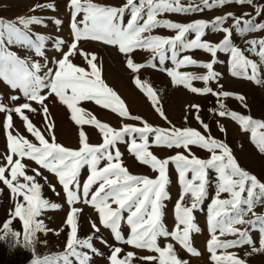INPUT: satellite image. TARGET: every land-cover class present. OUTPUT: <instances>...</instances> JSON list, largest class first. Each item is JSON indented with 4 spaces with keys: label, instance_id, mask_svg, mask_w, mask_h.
Listing matches in <instances>:
<instances>
[{
    "label": "snow or ice",
    "instance_id": "6c2138e0",
    "mask_svg": "<svg viewBox=\"0 0 264 264\" xmlns=\"http://www.w3.org/2000/svg\"><path fill=\"white\" fill-rule=\"evenodd\" d=\"M231 3L252 4L253 0H204L203 6L197 7H184L180 4V0H138V2L137 0H126L121 7L102 6L93 3L92 0H70L71 29L74 33V41L69 45L68 52L56 61L55 68L49 69L47 81L37 75L41 69L39 63L29 66L24 59L5 47L6 36L8 43L35 48L36 53L43 56V42L46 37L39 35L33 39L29 31L22 30L14 23L5 24L0 21V78L13 88L22 89L28 101L41 105L49 132L54 128V124L45 101L47 95L54 94L70 109L71 119L76 125H92L102 134V143L92 145L88 142L87 134L80 130L78 134L81 146L78 149H71L57 143L54 134L50 143L24 114V110L36 112V109L31 107V103L25 102L20 106L8 108L0 102V112L7 113L6 128L9 129L7 132L9 148V153L6 155L7 166H0V182L10 190L11 197L16 201L14 211L10 213L11 218L3 224L4 233L0 234V240L12 237L19 242L22 236L26 247H34L37 234L48 231L43 220L40 219L42 213L46 210H58L62 206L42 196V185L37 177H42L47 182V177H43L39 170L43 168L57 177L58 183L66 193V202L69 205H75L81 200L82 187L83 203L95 209L100 226L110 229L116 241L138 249H148L157 254L141 257V259L150 261L152 264H187V261L179 258L172 243L161 247L158 244V238L171 237L192 255H199L198 250L191 243V234L200 230L194 223L193 213L207 197L209 171L212 170L216 173L215 198L209 209L212 236L208 250L212 253V259L216 264H247L245 259L239 258L235 253L224 256L216 255L217 249L221 248L229 249L249 245L252 252L246 255L264 252V216L256 215L253 211L257 204H264V182L240 167L233 156L232 149L226 143L191 127L179 129L173 126L171 129H164L143 122V126L124 124L117 130L94 116H89L84 109L78 107L81 101H93L122 118L142 120L141 117L130 114L125 102L101 78V68L96 63L95 54L86 58L90 66V70L87 71L70 60L78 49V42L82 39L100 41L107 45L117 46L119 52L129 57L126 59V66L133 72H139L143 67H157V65L155 63L150 65L135 63L130 58V54L138 49L149 50L161 64L169 58L172 60L175 68L165 69V71L173 83L183 85L192 93L212 94L218 98H226L230 95L228 92H214L210 86L197 88L192 83L203 81L205 85H209L210 82L218 80L219 74L214 71L216 61L199 62L189 55L181 58L180 52L201 49L215 57L219 50L228 51L231 55L233 76L244 77L257 84L264 83V78L260 76V67L264 65V39L249 41L248 48L242 50L233 42L232 29L221 27L229 18L235 19V27L241 33L264 30V23L235 17V14L231 12L216 17L214 22L197 20L188 24L159 20L157 16L161 12L201 11L203 8L223 7ZM44 9L54 11L55 7L52 4L41 6V10ZM260 12H264V7L258 8V14ZM80 13L84 14L83 19L77 23L76 16ZM125 13L129 17L127 22H125ZM19 22L25 29L31 25L44 24V20L39 16L21 18ZM54 23L59 26L62 21L56 19ZM81 24L83 27L80 26ZM157 27L176 30L178 34L174 37L143 35ZM206 29L223 31L225 36L220 43L204 41L202 37ZM190 32L195 33V38L188 40L186 35ZM64 43L62 39L57 40L56 48L61 49ZM169 51L171 52L170 57L168 56ZM245 51L258 56L260 64L247 58ZM189 66L201 67L206 70V74L179 71L180 68ZM249 69L251 74H249ZM134 83L151 98L155 111L167 119L163 109L159 106L156 91L142 82L138 76L134 79ZM45 88L49 91L47 95H42L41 90ZM236 98L244 99L242 96ZM11 99L15 100L18 97ZM189 107L197 110L195 118L207 131L209 125L204 123L198 115L199 105ZM12 112L19 114L26 122L27 131L33 134L39 146L22 136L13 135L11 131ZM218 115L238 121L244 130L251 132L252 142L261 153H264V132H258L259 129H264V121L229 111L224 104H220ZM220 130L226 131L224 128ZM125 137H131V139L125 141ZM150 137H152L151 143ZM120 142L129 143V151L140 163L150 166L158 173L157 177L149 178L131 174L123 166L122 154L116 147ZM152 145L170 149L183 148L188 154L180 152L161 159L150 151ZM192 146L207 150L210 154L209 158L201 159L195 156L192 153ZM14 157L17 158L14 159ZM24 158L34 161L39 166V168L31 169L33 175H28L25 171L26 165L22 163ZM102 161L106 162L103 167L100 166ZM170 163L175 165L179 173V182L182 185V192L175 205L176 224L172 231H169L162 222L164 201L169 198L166 186L169 183ZM85 166L89 169V175L81 186L79 177L81 169ZM189 173L192 174L191 178L188 176ZM94 185L98 186L93 191ZM49 187L53 193L59 195L55 185L49 184ZM222 193H228L230 198L221 199ZM189 195L192 202L190 206H187L183 204V200ZM81 212L82 209L73 206L66 215V224L70 226V233L66 239L65 250L45 257L43 260L37 258L32 264H73V257L78 264H90L92 255L82 249L91 250L93 255H102L93 244L95 234L100 232V226H97L95 221L90 220L92 234L85 238L78 237V217ZM125 212L128 213L126 218ZM248 212L253 213V219H244ZM14 218H19L22 222L23 233L11 229L10 225ZM125 219L126 224L130 226V237L127 239L121 233V222ZM238 224H249L259 228L261 233L259 248L255 247L247 229L241 230L235 227ZM217 232L221 236L233 235L238 238L221 240ZM95 238L105 245L108 244L102 236ZM122 251L120 247H112L108 257L110 264H132L135 253L128 252L121 258Z\"/></svg>",
    "mask_w": 264,
    "mask_h": 264
},
{
    "label": "rangeland",
    "instance_id": "374dc122",
    "mask_svg": "<svg viewBox=\"0 0 264 264\" xmlns=\"http://www.w3.org/2000/svg\"><path fill=\"white\" fill-rule=\"evenodd\" d=\"M92 2L102 6L121 7L126 3V0H92ZM48 4L54 5L55 10H41V6ZM180 4L184 7H197L203 6L204 0H180ZM259 7H264V0H253L252 4L243 5L231 3L223 7H213L211 9L203 8L201 11L180 13L161 12L157 16V19L169 20L181 24L193 23L197 20L214 22L216 17L224 16L231 12L235 14V17H243L245 20L253 19L256 23H264V12L258 14ZM245 13L249 15L245 16ZM83 15V13H80L76 16L77 23L83 19ZM31 16L41 17L44 20V24L31 25L28 29H25L19 21L21 18H28ZM128 18V14L125 13V22H127ZM56 19L61 20L62 24L59 26L56 25L54 23ZM0 21H3L5 24L9 22L14 23L22 30L29 31L33 39L39 35L46 37L43 42L44 55L40 56L36 53L35 48L8 43L5 36V47L7 50L15 53L21 59H24L29 66L34 63H39L41 69L37 75L43 77L45 81L48 80L47 74L49 69L55 68L56 61L61 59L64 53L68 52L69 45L74 41V33L71 29L72 9L70 7V0H0ZM141 23H143V21H141ZM80 26L83 27L82 24ZM221 27L232 29L233 42L242 50L248 48L249 41L264 39V30L245 31L241 33L235 27L234 18L227 19ZM177 34L176 30L157 27L151 32L144 33L143 35L174 37ZM224 36L225 33L223 31L206 29L202 39L207 42L220 43ZM194 38L195 33L190 32L186 35V39L188 40ZM60 39L64 40L65 43L61 49H57L56 42ZM91 54L97 56L96 63L98 67L101 68V78L104 82L125 102L130 114L139 116L142 120L138 121L122 118L117 113L112 112L110 109H105L93 101H81L78 107L84 109L89 116H94L99 121L107 123L117 130L124 124L143 126V122L164 129H171L173 126L179 129L191 127L200 131L202 134L211 135L226 143L232 149L233 156L240 167L247 170L250 174L257 176L261 182H264V153H261L252 142L251 132L244 130L238 121L227 116L220 117L218 115L220 104H224L225 108L229 111H234L238 114L251 116L256 120L264 121V83L257 84L253 80L233 76L231 74L232 62L230 52L219 50L215 57L201 49L180 52L181 58L184 55H189L199 62H210L215 60L214 71L219 74L218 80L210 82L209 85H205L203 81H193L192 83L193 86L197 88L210 86L213 88L214 92H228L230 95L226 98H218L212 94L192 93L183 85L173 83L171 77L165 71V69L175 68L172 60L169 58L161 64L158 58L154 57V54L149 50L138 49L130 54V58L133 59L135 63L145 65L155 63L157 65V67H143L139 72H133L126 66V59L129 57L119 52L117 46L107 45L100 41L82 39L78 42V49L75 54L70 57V60L75 65L84 67L87 71L90 70V66L87 64L86 58H90ZM244 54L247 58L257 62L258 65L260 64V58L254 53L245 51ZM168 56H171L170 51L168 52ZM179 71L206 74L205 69L197 66L180 68ZM249 74H251L250 69ZM137 76L142 82L148 84L156 91L159 106L163 109L167 119H164L155 111V106L151 98L134 83V79ZM260 76L264 78V65L260 67ZM48 91L49 89L47 88L42 89L41 94L47 95ZM237 96H242L244 99H237ZM12 97H18V99L13 100L11 99ZM0 102L8 108L20 106L25 102L31 103V107L35 108L36 112L24 110V114L29 117L33 125L41 131L50 143L52 142V135L54 134L57 143L64 147L78 149L81 146L78 134L80 130H83L87 134L90 144L98 145L102 143V134L99 130L92 125H76L71 119L70 109L60 102L54 94L47 95L45 101L49 110V116L54 124V128L51 132H49L46 126V120L41 105L36 102L28 101L22 89L11 87L2 78H0ZM190 105H199L198 115L204 123L209 125L207 131L195 118L197 110L190 108ZM6 116L7 113L0 112V166H7L6 155L9 153L7 140V132L9 129L6 128ZM221 128H224L226 131L222 132L220 130ZM11 131L13 135L22 136L39 146L33 134L27 131L26 122L15 112H12ZM258 132H264V129H259ZM130 139L131 137H125V141ZM151 141L152 137H150V143ZM116 147L119 148L122 154L121 161L123 166L126 167L131 174L147 176L149 178L157 177L158 173L153 171L150 166L140 163L135 155L129 151V143L120 142ZM150 151L161 159L168 158L180 152L186 155L188 154L183 148L170 149L155 145L150 147ZM192 153L201 159H207L210 156L207 150L200 149L196 146H192ZM16 158L17 157H14V159ZM22 163L26 165L25 171L28 175L34 174L31 169L39 168L34 161L28 158H24ZM105 163L106 162L102 161L100 166L103 167ZM39 170L43 174V177H47V182L42 177H37L38 182L42 185V196L50 202L60 204L62 207L58 210H46L42 213L40 219L43 220L48 231L37 234L34 247H26L22 236L19 242L12 237L0 240V264H32L37 258L43 260L45 257L63 252L65 250L67 236L70 233V226L66 224V215L69 214L70 208L73 206L82 209L78 217L79 238H85L93 233L90 220L95 221L97 226H100L98 213L93 207L83 203L82 187L80 191L81 200L75 205H69L66 202V193L58 183L57 177L43 168ZM88 175L89 169L85 166L81 169L79 177L81 186L86 181ZM191 175V173L188 174L189 178H191ZM168 178L169 183L166 186V191L169 198L164 201L162 222L169 231H172L176 224L175 205L182 192V185L179 182V173L175 165L171 163L168 168ZM49 184L56 186V192H58L59 195L53 193ZM97 186L98 185L93 186V191ZM0 190H2L0 191V234H3V224L11 218L10 213L14 211L16 201L11 197L10 190L2 182H0ZM215 191L216 173L210 170L207 197L193 213L195 217L194 223L200 230L191 234V243L192 246L198 250L199 255H192L171 237L158 238V244L161 247L166 246L168 243H172L179 258L187 261V264H216L212 259V253L208 250V244L212 236L209 223V209L212 200L215 198ZM220 198L227 199L230 197L228 193H222ZM191 202L190 195L184 197V205L190 206ZM253 211L256 215L264 216V204H257ZM124 215L126 218L128 213L125 212ZM244 219H253V213L248 212ZM10 227L13 231L23 233V224L19 218L12 219ZM235 227L241 230L247 229L255 247H260L261 233L258 227H253L249 224H238L235 225ZM57 232L58 234H56ZM121 233L125 239L130 237V226L126 224V219L121 222ZM100 236L108 242L107 245L95 238ZM217 236H219L221 240H234L238 238V236L233 235L221 236L219 232H217ZM93 244L102 255H93L91 250L82 249L83 251H87L89 255H92L90 264H110L108 257L112 247H120L123 250L120 253L121 258L128 252L135 253L132 264H152V262L145 261L141 259V257L157 255L155 252L148 249H138L132 245L116 241L111 230L105 229L102 226H100V232L95 234ZM249 252H252V248L249 245H244L238 248L217 249L216 255L224 256L226 254L235 253L239 258L245 259L247 264H264V252L246 255ZM72 259L73 264H78V261H76L74 257Z\"/></svg>",
    "mask_w": 264,
    "mask_h": 264
}]
</instances>
